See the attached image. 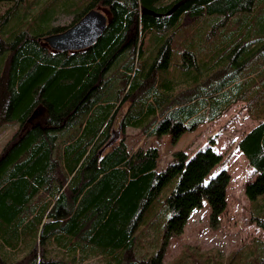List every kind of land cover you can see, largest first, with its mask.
<instances>
[{
    "label": "trees",
    "instance_id": "trees-1",
    "mask_svg": "<svg viewBox=\"0 0 264 264\" xmlns=\"http://www.w3.org/2000/svg\"><path fill=\"white\" fill-rule=\"evenodd\" d=\"M92 8L109 18L93 45L58 51L43 40ZM62 15L71 20L55 24ZM127 100L122 128L174 139L245 103L257 122L237 148L255 174L245 196L257 204L264 0H0V128L17 125L0 152V264H83L96 255L103 264H164L167 241L204 199L217 225L230 177L210 174L222 161L212 139L163 168L156 146L131 151L122 139L102 154ZM256 218L264 229V214ZM188 252L192 264H206ZM240 253L226 264H264L255 248Z\"/></svg>",
    "mask_w": 264,
    "mask_h": 264
},
{
    "label": "rangeland",
    "instance_id": "rangeland-1",
    "mask_svg": "<svg viewBox=\"0 0 264 264\" xmlns=\"http://www.w3.org/2000/svg\"><path fill=\"white\" fill-rule=\"evenodd\" d=\"M98 10L106 12L102 9ZM71 17L62 15L56 19L55 24L68 23ZM192 19L193 17L186 15L183 21L190 23ZM129 103L127 100L119 106L112 120L109 138L102 154L122 139L131 151L140 147L156 146L160 154L159 168H163L175 152L183 151L190 158L198 149L210 144L209 140L212 139L215 144L213 147L221 154L222 161L211 170L210 174H216L221 169H225L230 177L226 187V207L217 225H211L210 206L204 199L201 206L191 213L183 232L180 235L171 236L167 241L164 264H170L177 258H182L185 264H192L187 255L188 251L205 256L206 264H214V259H220L226 264L231 253L238 250H241L239 259L245 258L246 254L253 256L250 251L254 248L263 256L264 229L259 226L256 217L264 214V198H260L257 204H253L245 196L244 185L248 180H252L255 174L237 148L239 138L257 122L248 115L245 103L237 102L219 118L206 121L197 129L186 131L175 139L171 134L145 137L136 128H122V114ZM16 128L17 125H6L0 128V152ZM153 236L152 230H149L147 238L152 239ZM143 244L147 245L144 248L148 252L152 251L147 239L143 241ZM159 245L160 242L158 247ZM83 264H103V261L96 255L86 259Z\"/></svg>",
    "mask_w": 264,
    "mask_h": 264
},
{
    "label": "water",
    "instance_id": "water-1",
    "mask_svg": "<svg viewBox=\"0 0 264 264\" xmlns=\"http://www.w3.org/2000/svg\"><path fill=\"white\" fill-rule=\"evenodd\" d=\"M144 12H147L144 10ZM108 17L98 9H89L64 31L49 34L43 40L53 50H80L93 45L107 27Z\"/></svg>",
    "mask_w": 264,
    "mask_h": 264
}]
</instances>
